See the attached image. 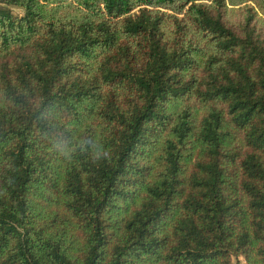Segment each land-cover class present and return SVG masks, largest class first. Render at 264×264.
Masks as SVG:
<instances>
[{"label":"trees","instance_id":"obj_1","mask_svg":"<svg viewBox=\"0 0 264 264\" xmlns=\"http://www.w3.org/2000/svg\"><path fill=\"white\" fill-rule=\"evenodd\" d=\"M234 259L264 264V0H0V264Z\"/></svg>","mask_w":264,"mask_h":264},{"label":"rangeland","instance_id":"obj_2","mask_svg":"<svg viewBox=\"0 0 264 264\" xmlns=\"http://www.w3.org/2000/svg\"><path fill=\"white\" fill-rule=\"evenodd\" d=\"M12 9L14 10V12L19 13L21 12V10L17 7H12ZM234 264H244L243 260L237 261L236 259H234Z\"/></svg>","mask_w":264,"mask_h":264}]
</instances>
